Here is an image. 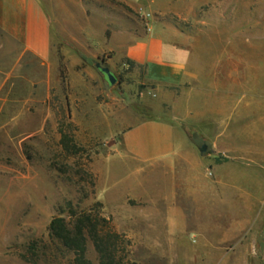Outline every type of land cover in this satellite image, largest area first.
I'll return each mask as SVG.
<instances>
[{
  "label": "rangeland",
  "instance_id": "374dc122",
  "mask_svg": "<svg viewBox=\"0 0 264 264\" xmlns=\"http://www.w3.org/2000/svg\"><path fill=\"white\" fill-rule=\"evenodd\" d=\"M39 2L51 27L48 60L0 31V264H31L29 245L48 241L51 220L68 218L69 205L93 210L122 235L125 264H190L199 254L174 252L164 220L168 204L189 200L182 195L187 176L213 181L214 165L231 161L246 179L264 177V0ZM152 34L189 53V82L158 91L143 79V67L129 63L127 46ZM96 63L109 68L114 84ZM188 89L205 115L197 126L181 127L204 167H182L175 191L168 166L136 173L117 141L139 117L171 115L167 93ZM235 100L237 113L222 115ZM231 145L237 154L224 151ZM244 148L259 154L246 156ZM258 189L253 229L262 239ZM259 249L232 254L230 264H264ZM86 256L97 264L91 241Z\"/></svg>",
  "mask_w": 264,
  "mask_h": 264
},
{
  "label": "crops",
  "instance_id": "0c3cea01",
  "mask_svg": "<svg viewBox=\"0 0 264 264\" xmlns=\"http://www.w3.org/2000/svg\"><path fill=\"white\" fill-rule=\"evenodd\" d=\"M0 31L24 52L41 61L49 59L51 27L39 0H0ZM125 56L136 66L143 67V79L158 91L163 87L178 88L193 77L189 53L159 34L143 36L130 43ZM197 98L196 91L189 89L182 90L180 96L167 93L165 100L171 105V115L159 114L160 107L156 103L153 108L158 114L139 117L120 133L117 144L126 160L139 166L136 173L166 165L172 172L171 188L176 191L181 186L177 181L182 167L191 166L197 171L204 167L181 127L183 123L197 126L205 115ZM234 102L233 108L225 107L221 114L237 113V102ZM220 137L233 143L236 140L233 136ZM232 146L224 151L237 154L239 149ZM240 151L252 158L259 154L249 148ZM213 172V181L187 176L188 191L182 195L189 200L168 204L164 213L166 235L173 251L189 249L199 254L190 258V264H230L232 254L253 253L259 248L264 251V238L259 239L257 227L253 229L259 219L253 206L262 203L254 190L264 189V177L253 172L248 176L250 179H246L242 169H235L231 161L217 162Z\"/></svg>",
  "mask_w": 264,
  "mask_h": 264
},
{
  "label": "trees",
  "instance_id": "16d2710c",
  "mask_svg": "<svg viewBox=\"0 0 264 264\" xmlns=\"http://www.w3.org/2000/svg\"><path fill=\"white\" fill-rule=\"evenodd\" d=\"M134 65L133 62L129 61ZM97 253V264H125L124 238L105 218L93 210L77 211L69 205L68 218L54 217L48 228V241L29 245L31 264H92L87 258V242Z\"/></svg>",
  "mask_w": 264,
  "mask_h": 264
},
{
  "label": "water",
  "instance_id": "95a60500",
  "mask_svg": "<svg viewBox=\"0 0 264 264\" xmlns=\"http://www.w3.org/2000/svg\"><path fill=\"white\" fill-rule=\"evenodd\" d=\"M96 68L103 74L106 76L107 78V81L110 83V84H114L115 81H116V78L114 77V75L112 74V72L109 70L108 67H104V66H101V64L99 63H96ZM200 152H203L205 150V145L201 146L200 147Z\"/></svg>",
  "mask_w": 264,
  "mask_h": 264
}]
</instances>
